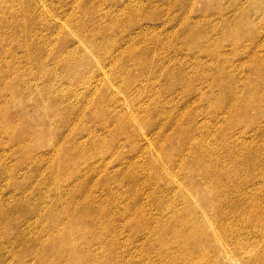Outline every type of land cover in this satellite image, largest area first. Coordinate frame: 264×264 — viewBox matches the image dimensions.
Listing matches in <instances>:
<instances>
[{"label":"bare ground","instance_id":"6f19581e","mask_svg":"<svg viewBox=\"0 0 264 264\" xmlns=\"http://www.w3.org/2000/svg\"><path fill=\"white\" fill-rule=\"evenodd\" d=\"M73 1H75L73 2V9H81L86 15L92 14L96 6H88L87 2L89 1L86 0ZM134 1L132 0V2ZM153 1L156 0H149V3ZM220 1H222L219 13L221 31L217 38H221V41L229 40L228 44L230 43V45L226 47L222 44L217 48L213 45L215 47L213 50L208 48L209 53L211 49L213 55L212 59V55L209 54L211 65L215 64L216 66L211 72H215L199 74L206 87L213 92H211L213 97L208 101L211 111L214 112L213 117L215 119L220 117L221 120H224L222 121L225 128H219L218 132H205L208 129L205 125L209 124V119L207 122L200 123L201 116H205V112H202L201 108L191 112L192 110L190 111L187 106L175 115L169 111L170 108L165 109V105L171 101L162 102L160 100L161 98L163 100L168 98L165 99L166 94L163 90L161 91L164 84L162 83L163 85L159 90L157 87L154 88L161 77L165 81H172L173 86L171 88L176 90L175 93L177 92L184 99V102L195 95L197 89L192 90L191 85L198 78L192 74V76H188V72L179 69L180 67L174 70L173 68L169 69V65H165V62L156 63L157 51L162 48L149 46L155 44V41H159L154 33L145 36L146 34L143 32L144 34H141L143 36L135 39L122 34L123 37L119 36L118 38H122L121 40L112 39L111 41L114 43L107 46L103 44L107 41L101 43L96 38L85 40V43L92 49L90 51L91 56L105 55L102 60L98 61L97 59L95 64L99 70L104 69L106 65L105 77H100L97 80L95 77V81L105 84L103 85L105 86L104 92L107 93L105 96L107 104H105V109L103 108L104 104L103 107L101 106L103 109L96 108H99L97 102L100 100L93 101L92 97L97 94L95 93V86L89 91V87L93 85L90 82L86 83L84 93L77 92L82 88L78 90L73 87L69 91L70 95L67 93L77 103L71 111L72 116H78L73 122L70 120L72 117L67 118L70 113L67 112V117L61 116L63 114L60 113L58 105L65 102L67 95L62 98L65 96V92L58 90V88L55 89L54 86L61 87L63 82L68 80L71 82L72 76L78 79L86 78L89 81L88 78L92 76L82 77L83 71L79 74L77 69L78 66H89L90 61L84 60L83 57L76 58L73 54L75 49L70 45L54 46L48 50L46 46L37 45L38 47L34 49L37 55L41 56L42 52H46L45 55L47 56L45 59L43 55L45 60L42 59V56L40 57L43 61L39 59L38 63H32V67H35L34 72L29 66L32 71H30L32 74L30 79L37 82L36 86L34 85L32 88L40 94L41 101L46 102L45 96L53 99L50 102L51 105L45 104L47 105L46 109L52 112L53 117L56 118V132L61 133L70 128L67 131L69 136L72 137L76 133L78 135L84 134L87 138L85 141L82 139V142H77L76 145L74 142L72 149L65 147L66 144L63 143L65 140H60L58 135L54 137L56 143L51 142V151L53 152L51 155H54L53 160L57 159L55 161L57 164L53 166L50 172H53L55 167L58 170L55 171L54 175L52 173L49 175L54 176V180L59 179L51 189L54 194H65L64 199H62L63 197H56L45 203L43 197L38 196L33 205H25L29 201L27 198L29 195L25 197L26 199H19L17 205H9L0 200V220H2L3 227L8 231L16 229L17 233L21 234L22 252L30 261L35 264H264V159L259 157L257 150H254L252 145L244 144L245 139L251 137L246 135V131L231 135L235 127L250 128L254 135L259 138L264 134V122L263 126L255 123L261 119L264 121V0ZM97 2L99 1L97 0ZM194 5L195 1L192 0L188 7L189 12H193ZM51 7L55 8L54 10L57 9L54 4ZM135 7L133 6L130 11L125 12L122 19H114L110 25L112 28L107 27L108 31L105 32V36L107 37L115 31V24L121 25L122 33L128 31L131 33L133 26H128L129 18L142 16L137 8L134 9ZM172 7L173 3H170L168 8ZM37 8L41 11L44 10L41 4H37L35 10ZM188 10H186V14ZM43 13L49 18L54 16L48 14V10ZM136 13L139 14L136 15ZM143 17L145 19L146 15ZM149 17L147 16V18ZM203 20H207V17ZM201 21L202 19L198 22L201 23ZM186 22L178 24L180 27L183 26L182 31L188 32L191 28H195L196 31L200 28L192 27L193 25L190 26ZM78 23V21L70 20V27L77 28ZM28 24L31 25L32 21L29 20ZM33 27L36 28L34 24ZM17 28L19 29L20 26ZM178 30L176 31L178 32ZM141 31L142 29L139 30L138 34ZM46 34L48 37L51 36L57 40L58 36L59 39L66 37L64 29L52 24L47 25ZM170 34L172 36L173 33ZM177 34L176 37L179 35ZM181 36L187 43H196L193 42L195 38L189 39L187 33L181 34ZM199 37L197 35L196 38ZM171 38L168 39L170 42L174 40V37L172 40ZM188 39L192 41H188ZM203 40L201 38V41ZM138 43H143V45L138 46ZM156 44L158 43L156 42ZM28 45L29 48L32 44ZM207 47L205 49L202 47V52ZM177 49L172 47L170 50L176 54V51L179 52ZM114 53L116 54L114 55ZM48 60L51 61L52 68H48ZM6 68V71L10 72L14 67L12 68V65L8 64ZM58 68L59 73L61 72L60 74L63 76L59 77L61 79L56 83ZM131 68L137 70V76L131 75ZM39 70L45 72L43 73L44 76ZM245 70L246 73L242 75V71ZM13 73L15 74V72ZM19 74L21 73L19 72ZM19 74L17 78L21 77ZM208 75L213 76L209 81L207 80ZM12 79L14 78L10 80ZM14 80L13 82H15ZM40 82L44 83L42 87L38 85ZM109 84L115 87L116 94L122 96L121 101H119L120 99L116 100V97L109 92L107 88ZM37 85L41 88L38 89ZM14 87L8 86V83L5 88L3 85V88L8 90ZM53 88L55 92L52 91ZM142 95L144 99H140ZM205 95V92H200L197 101H201ZM11 97L13 96L11 95ZM61 98L64 99L63 102H61ZM250 98L255 100H253V104L247 105L246 101L247 99L250 101ZM197 101L195 99L191 101L192 106L197 104ZM254 101H256L257 106L254 105ZM5 102L6 100L0 106H4ZM82 102L86 104L83 105ZM187 102L185 105L188 104ZM65 105L68 107V102ZM196 106L199 108L198 105ZM64 109L66 111V108ZM249 109L254 110L259 119L253 120L254 117L250 118L249 114L246 115ZM83 111H87L89 120L99 119L104 133L110 134L112 146L109 143L108 147L101 138L92 135L91 129L87 130V127L85 128L81 124V120L84 119L80 113ZM225 114L227 115L226 118L223 116ZM199 115L201 118H199L200 122L198 123L196 117ZM211 122L213 123L214 120ZM6 123L8 124V121L5 117L3 120L0 118V132L5 135L11 132V127ZM79 126L84 130L71 131V127L79 128ZM228 132L230 134H227ZM176 138L179 139L177 149L172 144ZM72 143L73 141L70 142V144ZM53 145L54 148H52ZM120 146L122 148L126 146L128 153L121 154L123 150ZM73 149H75V154L80 151L78 158L82 159L86 171L81 169L84 172L82 174L81 170L74 168L73 173L71 172L72 174L69 176H61L58 172L61 166L69 168L72 165L69 163L74 161L77 155L68 158L62 155L63 153L60 157V153L67 150L70 153ZM15 150L24 155V158L16 163L17 167L21 166L27 169L28 165H32L28 178L33 179L37 175V171L34 170H37V166L44 162L48 155L32 153L34 151L29 152L25 146L22 148L19 145L15 146ZM176 152L179 154L177 157L179 159L169 160L171 155ZM107 153H111L110 158L108 157L109 160L104 159V155ZM7 156L8 154L4 151L0 152V160L6 162ZM27 156L33 160L23 162ZM59 160L62 162L60 166ZM5 162L0 163L1 180L3 176L8 175V172L13 171L9 170ZM110 164L114 169L108 171L107 168ZM146 167L152 171L153 177L147 178L148 174L145 177ZM186 173L192 176H188ZM38 175L41 174L38 173ZM51 176H48V179ZM86 176H89L91 180ZM94 176H97L96 180L98 181H93ZM13 181L21 190L22 185L18 177H15ZM110 183L117 185V187L115 189L108 187ZM97 189L101 191V194L97 192ZM33 194L36 193L33 192ZM26 195L24 194L23 197ZM39 201L40 203H38ZM22 205H25V208L21 210L20 218H6L9 212L18 213L17 210ZM29 213L40 214V218L44 220L45 231L48 233L53 231L50 228V225L53 224L52 226L56 227L58 238L50 237L49 240L44 241L31 234L28 235L31 238H26V234L21 232L19 227ZM100 220L104 222L101 223ZM110 220H116L120 229V236L117 235V227L115 230L111 229ZM106 222L108 224H105ZM74 228L75 230H73ZM70 230L72 231L69 232ZM91 242L95 244L94 250L89 246ZM59 244L60 248L57 249L56 246ZM60 251L67 259L58 263ZM46 252L52 253L54 258L45 260ZM0 264H7L5 257L0 256ZM14 264L26 263H20L16 259Z\"/></svg>","mask_w":264,"mask_h":264},{"label":"rangeland","instance_id":"374dc122","mask_svg":"<svg viewBox=\"0 0 264 264\" xmlns=\"http://www.w3.org/2000/svg\"><path fill=\"white\" fill-rule=\"evenodd\" d=\"M33 1L32 0H0V24H1L0 25V38H1V40H0V76H1L0 77V79H1L0 80V105L3 104L4 100H6L4 106H2V107L0 106V118H2V120H3V118L5 117L6 120L8 121V124L6 123V125H9L11 127V132H9L7 135L0 132V144L2 146V148L0 149V152L4 151L5 153L8 154L7 161L5 162V161L0 160V163L5 162V165L9 167V170H13L12 172H8V175L3 176L2 180L0 179V200L1 201L3 200V203H8L9 205H11V204L17 205L19 199L25 198L28 195H29V197L31 196V198L27 197L29 201L26 202L25 205L35 204L34 200H37L38 196L43 197V202L45 201V203L48 202L49 199L51 200L52 198H56V197H63L62 199H64L65 194H54V191H52V189H51V187H53V185H56V183H57L56 181L59 180V179L54 180V176L49 175L51 173L54 175L55 171L58 170L57 167H55L54 170H52L53 172H50L51 169L53 168V166L57 164V163L55 164V161L57 159L53 160L54 155L53 154L51 155V153H53L51 151V142L52 143L55 142L56 140L54 137L56 135H58L60 140L66 141V142L65 141L63 142L66 144L65 147L72 149V147L74 148V142L76 145L77 142L85 141L87 138V136H85L84 134L78 135L76 133L74 135H72V137L69 136L70 134L67 131L70 128L63 130V132H61V133L56 132V127H57V125H56L57 123H55L56 118L53 117L52 112H49L46 109V106L48 105V103H49V105H51L50 102L53 99L47 98L45 96L44 98H45L46 102L41 101L40 94L37 92V90H34L32 88L37 83V82L31 81V79H30L32 77V74H31L32 71L31 70H33V72L35 70V67H32L33 66L32 63H36V62L38 63V60L41 59L40 58L41 56H42V59L45 60L46 56H47V55H45L46 52H42L41 56L37 55V53L34 49H36L38 46H43V47L46 46L47 50H48V49H50V47L54 48V46L61 47L64 45L65 46L70 45L72 48L75 49V52L73 54L76 58L83 57L84 60L90 61L89 66H87V65H86L87 67L86 66H84V67L78 66V69H77L79 74H81L83 71V73H82L83 75L81 74L82 77L91 75L92 77L88 78L89 81L86 80V78L82 79L81 76L78 74L79 78H81V79H78V78L72 76L71 82L69 80L64 81L61 87L54 86V88L55 89L58 88V90L60 89V91L62 90L63 92H65L64 93L65 96L62 97V98H65L67 93H68V95H70L69 91L72 90L73 87L77 88L78 90L82 88V90H79V91L76 90V91L78 93H84V91H85L84 87L86 86V83L90 82V84H93V85L89 87V91H90V88L92 90L93 87L95 86L94 87L95 91H96L95 93L97 94V95H94L92 97L93 101L96 102V101L100 100L99 102H97V104L99 103L98 104L99 108L98 107H96V108L97 109H103V108L105 109V106H106L105 104H107V102L105 101L106 100L105 96L107 93L104 92V90H105L104 85L105 84L102 82H99V81H95V77H96V80L100 79V77H103V78L105 77V74H106V72H105L106 65L105 64H106V62L104 63V65H105L104 69L99 70L97 67H95L96 66L95 64L97 63V59H98V61H100L103 59V57L105 55L100 56V57H97V55L91 56L90 51L92 49H91V47H89L85 43V40H90L92 38H96V39L100 40L101 43L104 41H107L106 43H103L104 46H107L108 44L112 45L114 43L111 41L112 39H116L117 41L121 40L122 38H120V39H118V38L122 34L125 36L127 35L129 38L135 39L139 36H143V35H141L143 32L146 34L145 36H148V35L154 33L157 40H159V41H155V44H152L149 46L155 47V48L156 47L162 48L160 50L161 52L157 51L158 53L156 56V61H157L156 63H160V62L164 63L165 62L166 63L165 65H169V69L173 68L174 70H176L180 67L179 69L184 70L186 73L188 72V76H190L192 74L193 76H196L198 78L195 81H193V83L191 85V88H193L192 90L197 89V90H195L196 92L194 91L195 95L192 96L189 100L187 99L188 102L187 101H185V102H187L188 104L185 105L186 103L184 102V99L179 94H177V92L175 93L176 90H174V88H171L173 86L172 81H165V79L161 77L159 82H157L154 85L155 86L154 88L156 89V87H157V90H159L160 87L164 84L163 87H161V91L163 90L164 93L166 94V95L164 94L166 97H164V95H163V97L165 99L167 97L168 98H167V100H163L162 98L160 100L162 102L163 101L169 102V100L171 101L170 103L165 105L166 106L165 109L170 108L169 111L173 112L175 115V113L177 114V113L183 111L184 107H187V106H188L187 108L190 111L192 110L191 112H194L196 109L201 108L200 110L202 112L203 111L205 112V116H201L202 117L201 118L199 115L198 117H196L197 118L196 121L199 123L200 122L199 118H201L200 123H204L205 121L207 122V120L209 119L208 120L209 124L205 125L208 129L204 128L205 130L207 129L205 131L206 133H208V131H209V133L218 132L217 130H219V128H225V127H223V121H224L223 119H222L223 120L222 121L220 119V117L216 118V119H215V117H213L214 112L211 111L209 104H208L209 99H211L213 97V94H212L213 92L211 91V89L206 87V84H204L201 77H199L200 76L199 74L204 73V72H206L207 74H210V72L216 68L215 64L211 65V60L209 59L211 57L210 55H212L211 49L213 50L215 47L217 48L218 46H221L222 44L225 45L226 47H229V45H230V43L228 44V42H230L229 40L221 41V38H217L218 35H220L219 33L221 31L220 30V28H221V22L220 21L221 20L219 18V13H220V9H221L220 5H221L222 1H220V0H193V2L195 1L194 8L192 9L193 12H189L188 7L190 6V2L192 0H156L155 2L153 1L151 3H149V0H135L134 2H132V0H98L99 2H97V3H99V4L96 3L97 0H93V1L92 0H86V1H89V2H87L88 6H92V5L95 6L96 5L95 9H93V11H92L93 13L89 14V15H86L85 12L81 9L80 10L78 8L73 9L74 8L73 2H75L73 0H33ZM92 2H94V3H92ZM170 3H173V7L169 9L168 6ZM30 4H31V6H30ZM37 4L43 5L44 10L41 11L39 8H37V10H35V6ZM52 4H54V7H57L56 10H54L55 8L51 7ZM149 4H151V5H149ZM124 6H125V9H124ZM133 6H136L134 9L137 8L138 12L141 13L142 16L139 17V15H138L139 13H136V15H138V16H136L134 18H132L133 17L132 16L129 18L130 22H128V26H130V27L133 26L132 32L129 33V31H128L126 33H122L121 31L123 29L120 28L121 25L115 24V31L110 33L109 36L106 37L105 32L108 31V28L109 29H110V27L112 28V26H110L112 21H114V19H116V18L122 19L124 13L127 11H130ZM183 9H185L184 12H183ZM45 10H48V14H52L54 16L51 18L47 17L43 13ZM186 10H188L187 14H186ZM189 13H191V14H189ZM143 15H146V18H145L146 20L143 19L144 18ZM190 15H191V17H189ZM147 16H150L151 18L150 17L147 18ZM206 17H207L208 21L203 20V19H206ZM192 18H193V20H192ZM200 18L202 19L201 23L198 22L199 20H201ZM29 20L32 21L31 25L28 24ZM70 20L78 21L79 22L77 24L78 27L77 28L70 27ZM194 20H196V21L194 22ZM186 21H188V22H186ZM191 21H192V23H191ZM182 22H186L187 24H190V26L193 25L192 27L197 26L196 28H199V27L200 28L196 31H195V28H191V30H190L191 34H190V31H188V32L182 31L183 26H181V27L179 26ZM114 23H117V22H114ZM219 23H220V25H219ZM33 24H34V26H36V28L33 27ZM48 24L60 26L62 29H64V33H65L66 37L59 39V36H58V40L56 38L53 39L51 36L48 37V35L46 34ZM198 24H199V26H198ZM202 24H204V25L201 26ZM19 26H20V28L18 29L17 27H19ZM22 26H23V29H22ZM105 26H106V28H105ZM140 29H142V31L140 34H138ZM208 29H210V30H208ZM211 29H213V30H211ZM176 30H178V32ZM174 31H176V32H174ZM179 32H181V33H179ZM193 32H195V33H193ZM170 33H173L172 36H170L171 35ZM175 33L179 34V35L177 34L178 35L177 37H179V38L176 37ZM184 33L185 34L187 33V36L189 39L193 40L192 37H194L195 41H193V42H196V43L185 42L182 39L183 36H181V34H184ZM197 35H198V37L199 36L200 37L196 38ZM114 36H116V37H114ZM121 37H123V36H121ZM171 37L172 38L174 37L173 38L174 40H172ZM169 38H171V40H172L171 42L169 41L170 40ZM175 38H177V39H175ZM201 38H202V40L203 39L204 40L201 41ZM189 39H188V41H192ZM218 39H220V40H218ZM177 40H178V43L176 44ZM56 41H58V42H56ZM219 41H221V42H219ZM156 42L159 45L156 44ZM182 42L184 44V47H183ZM30 43L32 44L31 45L32 47L30 46L31 48L30 47L28 48V46H29L28 44H30ZM117 43H115V44H117ZM185 43H187V44L185 45ZM194 44H197V45H194ZM142 45H143V43L142 44L138 43V46H142ZM6 46L8 49L6 48ZM204 46L205 47L208 46V47L206 48V50L204 52H202V47L205 49ZM172 47H175V49L179 48V49H177V50H179V52L176 51L175 52L176 54H174L172 52V50H170ZM180 47H182V48H180ZM208 48H211L210 53H209ZM163 50H164V52H163ZM168 51H169V53H168ZM159 52H160V54H159ZM207 52H208V54H207ZM60 53H61V51H60ZM112 53H113V51H112ZM115 54L116 53H114V55ZM43 55H44L45 59L43 58ZM60 55H57V56H60ZM158 55H160V56H158ZM206 57H208V58H206ZM211 58L213 59V55ZM8 59H10V60H8ZM42 59H41V61H43ZM48 62H49L48 68H52L51 61L48 60ZM8 64L12 65V68L14 67L12 70L10 69L11 70L10 72L6 71L7 70L6 67ZM15 64H17V65H15ZM18 66L21 69H19ZM29 66L31 67V70H30ZM14 69H16V70H14ZM43 70L45 71L46 69H43ZM43 70H39V71H41V73L43 74V73H45ZM57 70H58V72H57L58 76L56 75V78H57V80H55L56 83L59 79H61L59 77L63 76L62 74H60L61 72L59 73V68ZM13 72H15V74ZM19 72L21 74H19ZM214 72H211V73H214ZM137 73H138L137 70L131 68V75L132 76H137ZM245 73H246V70L242 71L241 74L243 75ZM11 74H13V75H11ZM18 74H19V76L21 75L20 78H17ZM30 74H31V76H30ZM99 74H100V76H99ZM241 74H240V76H242ZM43 76H44V74H43ZM15 77H16V79H15ZM211 77H213V76L208 75L207 76L208 79L207 78L206 79L209 81L210 79H212ZM11 78H14L15 80L14 79L10 80ZM93 78H94V80H92ZM163 79H164V82H166V83L163 82ZM13 80L15 82H13ZM7 81H9V82H7ZM2 82H5V83H2ZM7 83H8V86L12 85L13 87L14 86L15 87L12 89H9V90L7 88L4 89L5 85H7ZM42 84H44V83H41V82H40V84L38 83V85H41V87H42ZM3 85H4V88H3ZM101 86H102V88H101ZM41 87L38 86V89H40ZM54 88L52 91L55 92ZM107 88L109 89V92L113 96L116 97V98L114 97L116 100L120 99L119 101H121L122 96H120V94L115 93L116 91H115L114 86L109 84V87H107ZM100 89H101V92H100ZM66 90H68V91H66ZM87 90L88 89L86 88V91ZM200 92H205V94H206L205 98L206 99L201 98V101H197ZM100 93H101V95H100ZM11 95L13 97H11ZM68 95H67L68 100H67V98H65V102L62 104H59L58 107H59V111H61L60 113L63 114L61 116L67 117L68 113H70L69 115H71V116L68 115L67 118L70 119L72 117L70 120L73 122L78 118V116H75V115L72 116L71 111L73 108L76 107L77 103H76L75 99L70 98ZM95 97H96V99H94ZM103 98H105V99H103ZM142 98H143V95L140 99H142ZM194 99L198 103L192 106L191 101H193ZM248 99H247L248 102L246 101V104L247 105L249 103L253 104V100H255V99L250 98V101ZM7 100H8V105L6 106ZM116 100H115V102H116ZM63 101H64V99L61 100V102H63ZM66 101L68 102V105L70 107L68 105H67L68 107H66V105H65V104H67ZM255 102L256 101H254V105L257 104ZM82 103H83V105L86 104L85 102H82ZM252 104H250V105H252ZM196 105H198L199 108ZM101 106L103 108H101ZM177 107H178V109H176ZM64 108H66V111ZM68 108H69V111H68ZM249 110L247 111L246 115L249 114L248 116L250 118L254 117L253 120L259 119L254 110H252V109L250 111ZM64 113H65V115H64ZM87 114H88L87 111H83L82 113H80V116L82 117V119H84V120H81L82 121L81 124L84 125L85 128L87 127L86 128L87 130L91 129L92 135L97 137V138H101L103 140V142H105L104 144H106L108 147H109V143H110V146H112L110 134H107L106 132L104 133V131L102 130V127L100 125L99 119H97V120L95 119L94 121H91L88 119L89 116ZM223 116H224V118H226L227 115L225 114ZM58 117H60V116H58ZM81 117H79V118H81ZM205 117H207V118H205ZM57 120H58V118H57ZM87 120L91 122V123L90 122L88 123L89 125L91 124V126H89L86 123V122H88ZM210 120L211 121L214 120V122H216V123L213 122L214 123L213 124ZM261 120H259V121H261ZM217 121H219V122H217ZM259 121L258 122L256 121L255 123H257V124L259 123V125L261 126L264 121H261V122H259ZM97 123H98V125H97ZM3 124L5 125V123H3ZM96 125L97 126L100 125L99 126L100 130H98L99 127L97 128ZM217 125H219V126H217ZM94 126H96V127H94ZM208 126H210V127H208ZM82 130H84V129L81 128V126H79V128L71 127V131H73V132H78V131H82ZM223 130H225V129H223ZM100 131H101V134H100ZM229 131H231V130H229ZM242 131H246L245 132L246 135L251 136V137L245 139L244 144L245 145H247V144L252 145V148L254 150H257V154H259V157L264 159V149H263L264 148V134L262 135L263 138L261 136L259 138V137H256V135H254L253 131L250 128L247 129V128H236L235 127L233 129L231 135H233V134L235 135V134L240 133ZM225 132H227V131H225ZM106 134H107V136H106ZM227 134H230V133L228 132ZM75 135L77 136L76 137L77 139L75 138ZM257 138L259 140H256ZM69 139H70V141H69ZM72 141H73V143L70 144V142H72ZM118 141L121 142V140H119V139H118ZM178 143H179L178 138L173 140L172 144L176 149L178 148V145H179ZM15 144L22 146V148H23V146H25L29 152L34 151L32 153H39V154L43 153V154H45V156L48 155V156H46V160L44 162L40 163L39 166H37V170H34V171H37V175L33 179L28 178V173H30V169H31L32 165H28L27 169L22 168L21 166L17 167L16 163H18V160L23 159L24 155H23V153H18V151L15 150V146H16ZM261 145H262V147H261ZM52 148H54V145ZM124 148L121 147V150H123V151H121V154L122 153L124 154V152H125V154L128 153V148L126 146ZM73 150L70 153H69V150H67L65 152L62 151L60 153V157L62 155H64V156H67L68 158L77 155L75 157L77 160L75 159L74 161L70 162L69 164L71 165V163H72V165L69 168L65 167V166L64 167L61 166V169L58 171L59 174H61V176H64V175L69 176L70 174L73 173L74 168L75 169L78 168L79 171L81 169L84 172L86 171V169L84 168L86 166L81 161L82 159H79L80 157L78 158V156L80 155V151H78V152L76 151L77 153L75 154V149H73ZM76 150H79V149H76ZM78 153H79V155H78ZM176 153L171 155L169 160H171V161L178 160L179 158H177V157L179 156V154H178V152H176ZM107 155H109V156H107ZM104 156H105L104 159L109 160L111 153H107ZM30 159L33 160V158H31V157H30ZM30 159H29V156H27V157H25V160L23 162H28V161H30ZM60 165H62V162L59 160V166ZM112 167L113 166L110 164L108 166L107 170L109 169L108 171H111L112 169H114V167L113 168ZM145 169L147 170L145 173V177L148 175L149 176L147 178L153 177V173H152V171H150L149 167L148 168L146 167ZM82 170L80 172L83 174L84 172ZM38 173H40L41 175H38ZM187 173H186V175L192 176L191 174H187ZM48 176H51V178L48 179L49 178ZM15 177H18L19 182L22 185L21 190L18 189L16 183L13 181V179H15ZM86 177L91 180V178L89 176H86ZM96 179H97V176H94L93 181H95ZM96 181H98V180H96ZM108 187L115 189V187H117V185H112V183H110L108 185ZM49 191H50V193H49ZM33 192L36 194H33ZM97 192L98 193L100 192L99 194H101V191H99L98 189H97ZM24 194H27V195L23 197ZM102 200H104V199H102ZM38 203H40V201ZM25 205L19 206L20 208L17 210L18 213L9 212L10 215H9V213H7L6 218H8V217H10L8 219H13V217H14V219L20 218V215L22 214L21 210H24ZM99 222L103 223L104 221L100 220ZM43 223H44V220L42 218H40L39 213H29V214H27L26 219L22 220V224L20 225L19 230L26 234V238H31L30 236H28L30 234L34 235L38 238H41L44 241L49 240L50 237L58 238V236L56 234V230H55L56 227L52 226L53 224L50 225V228L53 229V231L48 233L45 231V227H44ZM45 223L47 224L46 221H45ZM105 224H108V222H106ZM110 224H111L112 230H115V227H117V235L120 236V232H119L120 229L116 223V220H113V221L110 220ZM3 229H5L4 231H6V232H4ZM73 230H75V228ZM71 231L72 230H70L69 232H71ZM45 244H47V242H45ZM22 245H23V243H22L21 234L17 233L16 229H10L8 231L6 228L3 227L2 220H0V256L5 257L7 264H14L16 259L20 263L24 262L26 264H35L33 261H30L29 258H26L23 255ZM89 246L91 249H93V250L95 249V244H93L92 242L89 244ZM56 248L59 249L60 244L57 245ZM69 254L73 255L72 253H69ZM53 258H54V255L52 253L46 252V254L44 256L45 260H51ZM63 259H67V258L60 251V257L57 260L58 263L60 261H62ZM63 264H71V263H63ZM225 264H229V263H225Z\"/></svg>","mask_w":264,"mask_h":264}]
</instances>
